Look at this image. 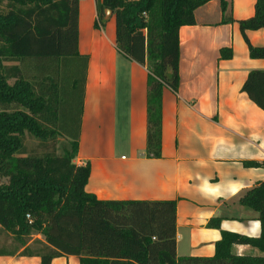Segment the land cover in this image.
I'll return each mask as SVG.
<instances>
[{
	"label": "trees",
	"instance_id": "16d2710c",
	"mask_svg": "<svg viewBox=\"0 0 264 264\" xmlns=\"http://www.w3.org/2000/svg\"><path fill=\"white\" fill-rule=\"evenodd\" d=\"M210 0H98L94 25L115 20V44L148 69L147 157L161 155L162 91L179 86V38ZM224 21H233L219 0ZM79 0H0V231L16 242L0 255L37 256L51 264L75 255L80 264H264V180L239 199L257 214L258 237L221 230L212 256L176 255L174 200H101L87 192L88 163L77 165L88 56L78 50ZM251 58L264 46L245 31H264V0L237 21ZM221 58L231 50L222 48ZM241 90L264 110V69L251 70ZM36 140L28 146L27 139ZM244 165L263 163L246 161ZM207 227L219 228L212 218ZM33 235L42 238L31 239ZM251 245L262 255H239Z\"/></svg>",
	"mask_w": 264,
	"mask_h": 264
},
{
	"label": "crops",
	"instance_id": "0c3cea01",
	"mask_svg": "<svg viewBox=\"0 0 264 264\" xmlns=\"http://www.w3.org/2000/svg\"><path fill=\"white\" fill-rule=\"evenodd\" d=\"M97 1L79 0L78 11V50L88 65L74 162L90 166L85 190L101 200H174L178 257L212 256L221 230L258 237L257 214L239 199L264 180V110L241 87L251 70L264 69V59L249 56L237 22L253 14L256 0H225L233 18L227 22L220 1L210 0L195 10L194 24L180 27L179 86L162 91L157 158L145 154L148 69L118 51L110 11L104 25H94ZM245 34L264 46L262 29ZM222 48L229 58H221ZM212 218L219 228L207 227ZM231 252L263 254L251 245ZM0 264L40 259L0 255ZM51 264L80 263L64 255Z\"/></svg>",
	"mask_w": 264,
	"mask_h": 264
},
{
	"label": "rangeland",
	"instance_id": "374dc122",
	"mask_svg": "<svg viewBox=\"0 0 264 264\" xmlns=\"http://www.w3.org/2000/svg\"><path fill=\"white\" fill-rule=\"evenodd\" d=\"M36 140H34L33 138H28L27 139V145L28 146H34L36 145ZM0 181H4L0 180ZM36 238V235H33L31 239ZM16 245V242L12 240V237H10L9 235H7L6 233H1L0 231V248H5V249H13ZM18 257V254L16 255Z\"/></svg>",
	"mask_w": 264,
	"mask_h": 264
}]
</instances>
